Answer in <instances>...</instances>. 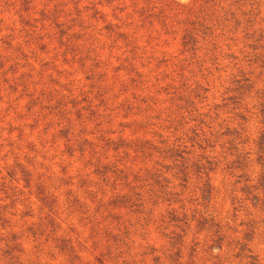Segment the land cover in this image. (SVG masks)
<instances>
[{
    "label": "rangeland",
    "instance_id": "rangeland-1",
    "mask_svg": "<svg viewBox=\"0 0 264 264\" xmlns=\"http://www.w3.org/2000/svg\"><path fill=\"white\" fill-rule=\"evenodd\" d=\"M0 264H264V0H0Z\"/></svg>",
    "mask_w": 264,
    "mask_h": 264
},
{
    "label": "clouds",
    "instance_id": "clouds-1",
    "mask_svg": "<svg viewBox=\"0 0 264 264\" xmlns=\"http://www.w3.org/2000/svg\"><path fill=\"white\" fill-rule=\"evenodd\" d=\"M182 2H185V3H186V2H187V0H182Z\"/></svg>",
    "mask_w": 264,
    "mask_h": 264
}]
</instances>
